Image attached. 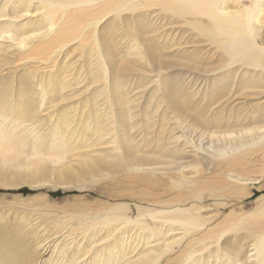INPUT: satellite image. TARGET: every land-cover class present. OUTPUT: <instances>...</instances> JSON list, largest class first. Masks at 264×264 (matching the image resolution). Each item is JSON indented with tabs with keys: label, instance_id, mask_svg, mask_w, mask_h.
Here are the masks:
<instances>
[{
	"label": "bare ground",
	"instance_id": "1",
	"mask_svg": "<svg viewBox=\"0 0 264 264\" xmlns=\"http://www.w3.org/2000/svg\"><path fill=\"white\" fill-rule=\"evenodd\" d=\"M105 179L135 218L15 214L0 264H264V0H0V185Z\"/></svg>",
	"mask_w": 264,
	"mask_h": 264
},
{
	"label": "rangeland",
	"instance_id": "2",
	"mask_svg": "<svg viewBox=\"0 0 264 264\" xmlns=\"http://www.w3.org/2000/svg\"><path fill=\"white\" fill-rule=\"evenodd\" d=\"M129 183L130 181L125 179L118 185L122 188V193L119 192L120 188L115 187V180L111 179L87 183V188H81L83 190L80 189L81 185L63 188H54L49 185L34 187L26 183H21L15 187L0 185V217L5 218L3 219L4 223H2V221L0 224L4 225L5 223H11L10 221L14 220V216L19 214L22 216H35L38 213H45V211L48 210L46 213L53 214V216L65 217L71 213L82 214L87 211V213H90V211L91 213L98 212L99 210L103 211V209L106 210V208H110L109 206L115 203H125L129 205L131 216L135 218L137 216V210L133 202V194H131V192H133V187H131L133 184ZM115 188H117L116 191H118V194H116L115 190L112 191V189ZM120 193L122 195H120ZM263 194V190L260 191L256 186L254 188L252 186L249 197L245 196L241 201L243 212L246 211L245 213H247L252 211L256 207L254 201ZM118 195H120V197ZM105 206L106 208H104ZM44 209L45 211H43ZM229 211V209L225 210L226 213H229ZM33 220H35V223L41 221L40 216Z\"/></svg>",
	"mask_w": 264,
	"mask_h": 264
}]
</instances>
